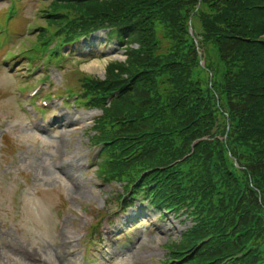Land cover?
<instances>
[{
	"label": "trees",
	"instance_id": "16d2710c",
	"mask_svg": "<svg viewBox=\"0 0 264 264\" xmlns=\"http://www.w3.org/2000/svg\"><path fill=\"white\" fill-rule=\"evenodd\" d=\"M41 15L40 41L106 28L123 42L104 78L78 82L102 110L94 140L111 143L100 178L127 195L157 174L151 203L192 221L165 264H223L248 249L227 264H264V0H46ZM96 212L88 242L114 221Z\"/></svg>",
	"mask_w": 264,
	"mask_h": 264
},
{
	"label": "rangeland",
	"instance_id": "374dc122",
	"mask_svg": "<svg viewBox=\"0 0 264 264\" xmlns=\"http://www.w3.org/2000/svg\"><path fill=\"white\" fill-rule=\"evenodd\" d=\"M42 1L0 0V264H163L166 244L178 240L192 222L173 213L162 217L145 199L104 227L101 243H87L96 210L115 209V197L122 191L120 184L101 182L96 166L72 170L73 164L89 158L91 128L101 111L82 106L69 108V113L56 107L49 121L74 123L44 136L31 127L19 106L18 100H27L32 89L23 91L26 84L33 87L46 80L44 93L51 92L57 106L58 96L67 95L58 92L66 93L69 82L80 85L78 74L104 78L110 61L125 58L123 47L100 31L68 52L64 67L52 66L47 78L31 73L26 60H16L29 58L27 45H32L36 26L44 21ZM60 142L61 171L54 166Z\"/></svg>",
	"mask_w": 264,
	"mask_h": 264
},
{
	"label": "bare ground",
	"instance_id": "6f19581e",
	"mask_svg": "<svg viewBox=\"0 0 264 264\" xmlns=\"http://www.w3.org/2000/svg\"><path fill=\"white\" fill-rule=\"evenodd\" d=\"M94 36V35H93ZM74 122L73 121H71V120H68V121H66V123H61L60 124V126L61 127H64V126H66V125H70V124H73ZM66 168V167H65Z\"/></svg>",
	"mask_w": 264,
	"mask_h": 264
}]
</instances>
